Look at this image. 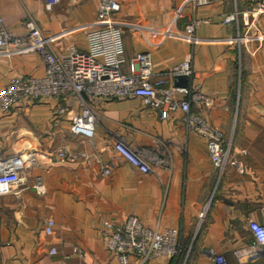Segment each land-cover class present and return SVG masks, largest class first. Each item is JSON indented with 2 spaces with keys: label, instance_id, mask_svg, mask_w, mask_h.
Wrapping results in <instances>:
<instances>
[{
  "label": "crops",
  "instance_id": "1",
  "mask_svg": "<svg viewBox=\"0 0 264 264\" xmlns=\"http://www.w3.org/2000/svg\"><path fill=\"white\" fill-rule=\"evenodd\" d=\"M100 1L60 0L48 9L43 0H0V17L16 35L28 34L27 23L34 21L56 35L54 50L63 54L69 44L87 49L86 28L97 22ZM117 1L112 20L123 29L124 70L135 54L148 52L158 77L191 55L188 86L202 96L191 109L223 130L241 166L219 176L205 140L187 129L181 110L164 118L139 98L100 102L95 134L88 139L73 135L69 122L54 115V99L23 100L0 113V157L33 151L36 163H27L20 185L0 186V264H120L107 248L102 226L130 215L153 230L178 231L176 255L145 264H216L209 249L228 264H264V246L255 257L236 254L253 242L250 223L264 224V15L245 12L256 0ZM236 10L242 11L238 20L224 23ZM195 19L201 23L198 42L192 43L184 29ZM159 28L177 36L157 47L141 39ZM44 74L38 53H0V89L15 76ZM119 138L150 150L168 166L142 171L115 152ZM60 146L84 156L61 160L50 153ZM110 163L111 173L105 174ZM38 178L44 193L34 187ZM48 219L55 221L51 235L44 231ZM129 263L141 264L134 256Z\"/></svg>",
  "mask_w": 264,
  "mask_h": 264
},
{
  "label": "built area",
  "instance_id": "2",
  "mask_svg": "<svg viewBox=\"0 0 264 264\" xmlns=\"http://www.w3.org/2000/svg\"><path fill=\"white\" fill-rule=\"evenodd\" d=\"M48 9L60 0H43ZM210 0H195L206 4ZM120 8L117 0H101L98 7L97 22L86 28L87 49L81 50L69 44L63 54L54 50L57 37L44 32L34 21L27 23L29 32L16 35L9 32L0 17V53L12 55L18 52L38 53L45 64L42 77L18 75L0 89V113H8L10 109L23 100L41 101L54 99V115L66 119L70 131L75 136L92 139L98 117V104L115 99L139 98L144 106L154 108L167 118L171 112L181 110L187 129L202 137L206 142L207 152L219 176L229 167H240L241 164L232 153V142L226 141L221 128L211 125L200 112L192 111L193 101H200L202 96L190 86L168 85V80H175L179 75L192 77L194 66L189 55L181 63L172 66L164 75L158 76L150 53L135 54L129 61V70L124 66L127 59L124 51L123 29L112 20V15ZM240 10L226 16L223 20L228 24L237 21ZM254 16L264 15V0H256L255 4L245 10ZM201 20L195 19L185 26L184 37L197 43L196 29ZM177 36L168 28L149 30L141 34V39L150 46L157 47L167 38ZM236 41H242L241 35ZM114 150L127 161L148 172L151 166H168L155 153L141 147L128 146L123 139L114 142ZM61 160L78 161L84 153L69 152L60 146L53 152ZM36 163L33 151L14 154L8 158L0 157V186L16 187L23 181L22 171L27 163ZM104 173L110 174L113 163L104 166ZM34 187L40 193L45 186L40 178ZM205 211L200 219L205 218ZM55 221L48 219L44 231L51 235ZM250 230L253 242L246 248L237 250L238 256L255 257L264 246V224L251 222ZM102 234L107 248L113 252L120 264H130L129 257L134 256L138 262L145 264L159 256H175L178 252V231L168 228L162 231L153 230L135 215L123 221L106 220L103 222ZM57 253L52 247L50 254ZM208 254L216 264H228L222 254L209 249Z\"/></svg>",
  "mask_w": 264,
  "mask_h": 264
},
{
  "label": "water",
  "instance_id": "3",
  "mask_svg": "<svg viewBox=\"0 0 264 264\" xmlns=\"http://www.w3.org/2000/svg\"><path fill=\"white\" fill-rule=\"evenodd\" d=\"M175 85L176 86H183L186 87L189 84V78L185 75H179L175 79Z\"/></svg>",
  "mask_w": 264,
  "mask_h": 264
}]
</instances>
